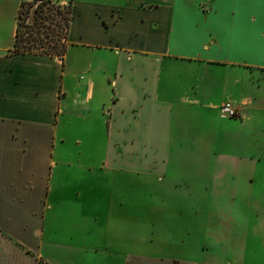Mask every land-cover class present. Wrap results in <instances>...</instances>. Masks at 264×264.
Listing matches in <instances>:
<instances>
[{
    "label": "crops",
    "instance_id": "crops-1",
    "mask_svg": "<svg viewBox=\"0 0 264 264\" xmlns=\"http://www.w3.org/2000/svg\"><path fill=\"white\" fill-rule=\"evenodd\" d=\"M29 1L0 0V264H264V0H73L62 58L13 53ZM130 170L196 201L131 255L101 190Z\"/></svg>",
    "mask_w": 264,
    "mask_h": 264
},
{
    "label": "rangeland",
    "instance_id": "rangeland-1",
    "mask_svg": "<svg viewBox=\"0 0 264 264\" xmlns=\"http://www.w3.org/2000/svg\"><path fill=\"white\" fill-rule=\"evenodd\" d=\"M53 1L56 3H61L63 1L69 3V0ZM39 3L40 1L37 2V5ZM50 4L53 5H50L53 8H49L48 5H45L43 8L44 15L48 17L44 22V25L40 28L41 32L38 34V40L35 42V44L39 46V43H42L46 52H56L61 50V48L65 45V27L63 23V13L57 12V4ZM24 18L25 17L23 16V19ZM60 127L63 128V126ZM70 145V142L65 144L64 151L66 153L70 152V149L68 148ZM103 145L104 144L101 141H98L95 145H92V149H88L87 147L83 148L86 153H95L97 155L96 166L99 165L100 167V162L103 159ZM71 148L75 149L77 147L72 145ZM114 179V188L110 187L109 178L106 185H104L105 188L101 189L104 191L103 194H105L106 189L108 190L105 203L112 205L111 207L105 209V214L106 216H111L113 218V223H109L108 225L110 230H112L113 240L116 241L121 233L127 234L125 238L129 244L127 245L126 250L128 251L129 255L132 253H137L138 249L143 247L152 250L153 242H162L163 240H159L163 237L162 235L170 233L166 229V226L161 224V221L175 216L191 215L193 211L192 206L196 205V201L186 203V198H184V195H180V191L178 192L179 196L175 197V192L173 191L154 190L153 182L149 181L154 178L141 174L138 175L136 171L130 170L123 177L115 175ZM171 199L173 204L176 201L181 207L174 209L171 207L169 208L167 205H163L162 200L169 202ZM71 226V224H66L65 222L56 224L55 227L58 231V234L65 233V236L58 238L47 237L46 239L53 244L56 243L60 245L56 246L58 249H65L66 251L74 249V247L79 249L78 246L81 245L83 241L82 237H84L83 232L80 230V226L82 225L75 223V225L69 229L68 227ZM72 230L76 232V236L74 241L69 243L70 234H68V232ZM97 232L99 239L103 238L105 232L101 226L98 227ZM103 241L105 242V238ZM65 245L71 246L72 248H65ZM77 253L78 250H73V254L77 255ZM78 255L79 257H82L80 253H78ZM88 256H90L93 262L96 264H102V259L104 258L110 259L109 257L105 256L102 251H99L97 254L95 252H91V254H88ZM51 258L55 260L56 263L58 258H60L59 264H67L65 261H61L63 258L61 255L58 257L56 254H51Z\"/></svg>",
    "mask_w": 264,
    "mask_h": 264
},
{
    "label": "trees",
    "instance_id": "trees-1",
    "mask_svg": "<svg viewBox=\"0 0 264 264\" xmlns=\"http://www.w3.org/2000/svg\"><path fill=\"white\" fill-rule=\"evenodd\" d=\"M40 3L37 5V2ZM50 3L57 4V12L63 13L64 19V46L61 50L56 52H46L42 43L39 46L35 44L38 40V34L41 32V27L47 20L48 16L44 15V6L48 5L49 8H53ZM51 5V6H50ZM31 10V11H30ZM64 10V11H61ZM72 14V0H69L67 4L56 3L53 0H31L29 2H22L20 4L19 12L16 18V31L13 53H34L44 54L47 56L63 57L67 49L68 31ZM48 15V14H47ZM23 16L25 17L23 19ZM35 34V35H34Z\"/></svg>",
    "mask_w": 264,
    "mask_h": 264
},
{
    "label": "built area",
    "instance_id": "built-area-1",
    "mask_svg": "<svg viewBox=\"0 0 264 264\" xmlns=\"http://www.w3.org/2000/svg\"><path fill=\"white\" fill-rule=\"evenodd\" d=\"M221 112L229 117V118H237L238 116V109L237 107L233 106L231 103H224L221 106Z\"/></svg>",
    "mask_w": 264,
    "mask_h": 264
}]
</instances>
